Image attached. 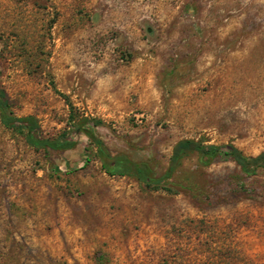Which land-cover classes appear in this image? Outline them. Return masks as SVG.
Masks as SVG:
<instances>
[{
  "label": "rangeland",
  "instance_id": "rangeland-1",
  "mask_svg": "<svg viewBox=\"0 0 264 264\" xmlns=\"http://www.w3.org/2000/svg\"><path fill=\"white\" fill-rule=\"evenodd\" d=\"M0 90L75 142L0 119V264H264V170L191 153L149 188L72 133L157 176L182 140L264 153V0H0Z\"/></svg>",
  "mask_w": 264,
  "mask_h": 264
},
{
  "label": "trees",
  "instance_id": "trees-1",
  "mask_svg": "<svg viewBox=\"0 0 264 264\" xmlns=\"http://www.w3.org/2000/svg\"><path fill=\"white\" fill-rule=\"evenodd\" d=\"M0 119L7 129L14 130L25 137L27 144L36 149L69 150L75 147V142L70 138L48 140L41 137V127L33 116L19 118L11 111L10 101L4 90H0ZM73 121V119H71ZM100 122L82 117L74 122L72 133L75 136L84 135L96 149V157L100 161L103 171L111 176L131 177L146 187H161L173 178L182 165L183 159L191 153L198 155L201 166L207 167L223 154L229 157L246 175H255L259 170H264V153L258 156H246L233 145H203L193 140L178 142L170 159L167 172L157 176L149 164L136 162L128 155L119 153L113 155L104 142L98 137L96 128Z\"/></svg>",
  "mask_w": 264,
  "mask_h": 264
}]
</instances>
